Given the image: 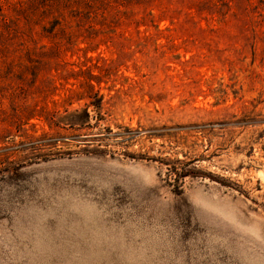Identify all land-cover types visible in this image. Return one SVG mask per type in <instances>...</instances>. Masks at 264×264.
Masks as SVG:
<instances>
[{
	"label": "rangeland",
	"instance_id": "1",
	"mask_svg": "<svg viewBox=\"0 0 264 264\" xmlns=\"http://www.w3.org/2000/svg\"><path fill=\"white\" fill-rule=\"evenodd\" d=\"M0 264H264V0H0Z\"/></svg>",
	"mask_w": 264,
	"mask_h": 264
},
{
	"label": "trees",
	"instance_id": "2",
	"mask_svg": "<svg viewBox=\"0 0 264 264\" xmlns=\"http://www.w3.org/2000/svg\"><path fill=\"white\" fill-rule=\"evenodd\" d=\"M86 116H88L87 112L85 111Z\"/></svg>",
	"mask_w": 264,
	"mask_h": 264
}]
</instances>
